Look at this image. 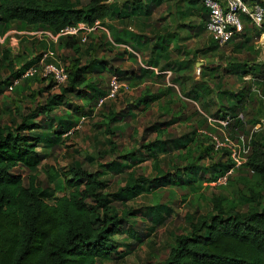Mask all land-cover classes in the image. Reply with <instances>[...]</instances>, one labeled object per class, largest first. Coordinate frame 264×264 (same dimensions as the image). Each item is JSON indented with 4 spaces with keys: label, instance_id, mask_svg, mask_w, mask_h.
<instances>
[{
    "label": "trees",
    "instance_id": "obj_1",
    "mask_svg": "<svg viewBox=\"0 0 264 264\" xmlns=\"http://www.w3.org/2000/svg\"><path fill=\"white\" fill-rule=\"evenodd\" d=\"M114 2L115 0L110 3H106L105 0H86L85 3L82 0H0V33L19 27L36 31L47 30L55 35L68 25L78 22L93 25L96 20L109 28L108 20L129 17L133 13L148 16L162 3L160 0H154L151 7L147 8L146 2L132 0V4L130 3L132 9L128 11L120 10ZM191 5L176 4L175 8L181 16L200 18V25H189L195 27L197 29L195 35H199L202 30L206 31L208 12L203 4L201 11L196 8L197 3ZM122 6L127 5L123 3ZM94 32L88 34V39L94 35ZM118 32L112 34L116 45L138 38L137 34L130 31H124L125 37ZM191 32L192 30L190 34ZM260 34L261 31L257 30V35ZM56 42L74 54L69 55V61H64L68 76L66 83L59 87L61 93L48 95L44 105L37 106L14 125H0V264H105L103 259L109 258L111 254L121 257L126 252L121 251V246L115 241L114 236L124 232V219L113 212V199L129 200L144 191L156 190L174 180L173 175L171 177L159 167L157 159L154 161L156 171L154 177L135 176V173L130 171L124 185L112 193L106 191L108 181L102 178L103 174H119L129 165H117L114 161H109L100 163V168L97 170H90L77 164L69 166L63 173L49 166L44 169L47 178L44 186L36 182L34 175L24 178L11 171L17 165L35 169L45 158L46 153L37 149L43 140L37 130L42 128L43 124L33 120L40 114L50 112L67 93H73L78 98L90 99L87 109L77 106L72 113L73 116H78L82 111L92 114L96 101L105 94L104 91L99 90L100 92L97 93L95 88H91L94 75L112 71V77H120L121 74H124L125 78L134 79L146 75L148 78L145 80H149L152 76L160 77L152 69L142 67L138 70L110 69L107 61L96 57L82 62L80 57L82 43L79 37L60 36ZM169 42L166 36H158L156 45L162 54L155 53L146 62L150 66L159 68L160 71L171 70L176 74L183 66L179 61L169 59L172 56L167 51ZM213 43L219 46L214 41ZM139 44V42L132 43L131 47L137 52ZM237 47L239 46L235 45L234 51L238 50ZM126 56L136 62V55L124 49L122 60H125ZM187 59L184 61V66L192 69L197 60ZM242 64L247 66L244 72L249 73L254 68L264 74L262 63L251 66L245 61ZM27 65L3 81L6 88L13 79L25 71L29 66ZM202 65L200 66L202 76L214 70V67L206 70L207 68H203ZM184 78H175L173 75L171 80L172 83L174 81L179 83L180 90L189 91L187 97L193 98L195 102L199 101L202 107L209 108L210 103L205 102L207 98L201 94V90L206 92L203 86L205 81L197 82L189 76L191 85L188 89H184ZM40 79L48 81L46 90L53 88L54 82L50 77ZM196 84L199 85V90L195 89ZM2 92L3 88L0 86V94ZM216 92H218L217 97L221 99L224 91L216 90ZM159 97L160 94L145 93L136 98L131 106L147 105ZM238 106L232 105L231 111L238 112L241 108ZM260 110L262 108L257 107L256 112ZM239 114L230 115L221 107L215 113L221 118L230 115L229 126L233 125L235 128L243 126ZM119 119L116 112L109 111L103 122L106 144L112 151L116 148L113 124ZM73 126L74 123H70L65 129L59 128L56 133L66 136L67 131ZM193 134L194 132L191 133ZM179 143L183 144V147L186 146L185 142ZM142 146L153 153L154 144L148 143ZM197 148V157L184 167H175L176 172L182 175L194 172L197 169L195 161L210 155L213 152V143L210 146L201 144ZM225 153L229 156L228 150ZM122 156L128 161L136 160L133 151H128ZM232 165L233 161L230 157L219 163L215 178L225 173ZM241 168L247 169L250 180L245 187L242 200L238 201L240 206L225 197L214 196L210 212L187 217L188 232L174 236V246L169 249L166 257L146 264H264V141L255 139L250 141L247 160ZM57 192L62 194L57 195ZM130 213L129 210L125 211L123 216Z\"/></svg>",
    "mask_w": 264,
    "mask_h": 264
},
{
    "label": "rangeland",
    "instance_id": "obj_2",
    "mask_svg": "<svg viewBox=\"0 0 264 264\" xmlns=\"http://www.w3.org/2000/svg\"><path fill=\"white\" fill-rule=\"evenodd\" d=\"M131 1L115 0L114 4L119 8L123 3L130 4ZM153 1L146 0L145 7L150 8ZM160 1L162 8L170 1L174 2V6L176 4L192 6L194 2L197 5L201 4V0ZM82 2L85 3L86 0ZM243 21L245 24L243 32L231 41L258 36L257 30L244 18ZM35 31L15 27L3 34L0 33V86L3 88L0 94L1 126L14 125L37 106L44 105L48 95L61 93L60 88L46 90L48 81L40 79L41 68L36 76L21 78L13 90L6 91L3 81L13 76L24 65L30 66L35 63L42 53L50 52L51 57L46 60L55 63L69 61V55H74L71 50L54 42L48 35L34 33ZM93 31L94 35L80 45L82 62L96 57L107 61L110 69L138 70L140 67L138 62L135 63L127 56L122 60L123 48L109 40L108 28L107 32L101 29ZM213 41L207 32L202 30L200 38H192L187 42V46L191 48L189 58L200 63L192 68L193 78L195 77L194 80L197 82L205 81L203 86L206 92L201 90V94L207 98L205 102L210 103L209 108L202 107V103L187 97L189 91L173 88L172 75L159 69L157 74L160 77L152 76L149 80H145L148 78L146 75L134 79L125 78L124 74H121L114 96L106 97L111 89L113 72L105 71L93 77L91 88H95L97 93L104 91L105 94L96 101L92 114L82 111L78 116H73L72 113L77 106L87 109L90 99L78 98L73 93H67L50 112L40 114L33 120L43 124V127L37 130L43 137L37 149L46 153V156L35 169L17 165L11 171L24 178L34 175L36 182L42 186L47 183L44 169L49 166L63 173L69 166L77 164L90 170H97L100 163L109 161H114L117 165H129L119 174H103L102 178L108 181L106 191L110 193L116 192L124 185L130 171H133L135 176L154 177L155 159L162 170L168 172L171 177L173 175L174 180L171 183L156 190L144 191L137 197L125 201L113 199V212L123 217L125 228L124 232L116 234L114 239L121 246V251H125L126 254L121 257L111 254L109 258L103 259L105 264H146L163 260L169 249L174 246V236L188 232L187 217L210 212L214 196L225 197L240 206L238 201L243 198L250 173L240 167L232 173L225 184L216 185L215 180L219 177L215 178L218 173L217 165L229 157L225 153L227 149L224 147V151L216 144L225 143V136L240 146L247 145L248 141L253 139L264 141V128L259 132L252 130L255 123L264 118V74L254 68L249 73L244 72L247 66L242 64L246 61L251 66L256 65L251 54H259L261 46L256 48L254 44L245 43L242 51L250 54H238L239 51H234L235 45L230 42L219 47ZM202 63L205 64L202 66L206 67V70L210 67H214V70L202 76L200 70ZM262 64L264 67V60ZM198 86L196 84V90H199ZM216 90L224 91L221 99L217 97ZM145 93L160 94V97L147 105L132 107L133 101ZM100 99H103L101 103ZM234 104L241 106L236 113L230 109ZM219 107L223 111H228L230 115L240 113L238 117L242 119L243 126L235 128L233 125L229 126V123L224 127L222 122L218 121L221 116L215 115ZM257 107H261L262 110L256 112ZM109 111L116 112L120 117L113 124L116 143L114 151L106 144L104 134L103 122ZM81 120L83 122L79 129L73 132L71 130L66 136L57 135L59 128L65 129L70 123H74L71 129H75ZM241 135L244 137L243 143L239 140ZM179 142H185L186 146L183 147ZM148 143L154 144L153 153L142 146ZM212 143L213 152L195 161L197 169L194 172L185 175L176 172L175 167H184L197 157L199 145L210 146ZM128 151L134 152L136 160L128 161L122 156ZM61 194L57 192V195ZM128 210L131 213L124 217V212Z\"/></svg>",
    "mask_w": 264,
    "mask_h": 264
},
{
    "label": "built area",
    "instance_id": "obj_3",
    "mask_svg": "<svg viewBox=\"0 0 264 264\" xmlns=\"http://www.w3.org/2000/svg\"><path fill=\"white\" fill-rule=\"evenodd\" d=\"M113 0H105L106 3H110ZM202 4L208 12V20L206 23V32L212 40L219 46L227 44L234 36L240 34L244 30L243 18L252 26L259 29L261 34L264 35V0H202ZM94 29H101L107 32V28L100 24L98 20L93 25H89L84 22H78L74 25H68L60 30L57 34H52L47 30H38L34 33L46 34L54 42L57 41L60 36L73 35L80 38V42L86 43L88 34ZM51 57V53H42L38 60L31 64L25 71L17 78L13 79L12 83L8 86L6 91H11L19 83L21 78L33 76L39 73L41 68L42 77H50L54 82L53 88H59L67 81V70L65 63L61 61L48 62L46 60ZM118 77L113 76L111 80V89L106 97L114 96ZM103 99H100L99 103ZM243 118V116H240ZM219 122H222L225 127L231 121V117L228 115L225 118H219ZM81 120L76 125L75 129H70L67 133H70L81 127ZM264 128V118H261L259 122L255 123L252 130L259 132ZM66 133V134H67ZM225 136V135H224ZM225 143L217 142L216 146L225 147L229 152V157L233 161V165L216 180V185L225 184L229 177L232 175L236 168L241 167L247 160V154L250 149V142L247 145L240 146L238 143H233L227 136H225ZM239 140L243 143L244 137L241 135ZM251 141V140H250ZM223 146H219L222 145Z\"/></svg>",
    "mask_w": 264,
    "mask_h": 264
},
{
    "label": "crops",
    "instance_id": "obj_4",
    "mask_svg": "<svg viewBox=\"0 0 264 264\" xmlns=\"http://www.w3.org/2000/svg\"><path fill=\"white\" fill-rule=\"evenodd\" d=\"M142 1L146 2V0H142ZM172 2L173 1L166 2L165 3L166 6H164V8L160 7L162 3L159 4L148 16L133 13L129 17H125V18L120 17L117 19L108 20V24L110 26L108 28L107 35L109 36V40L114 43L112 38V34L114 32L119 31L118 33H120L122 37H125L124 31H130L131 33L137 34L138 38L136 37L135 39L129 40V42H126L125 44L121 43L119 45L120 47L123 48L122 50L125 49L126 51L132 52L136 55L135 60L136 62L139 63L140 67H142L143 69H152V71L156 74L158 73L159 68L148 65L146 61L149 60L152 55H155V53L161 52L160 48L156 45L157 37L166 36L167 40L170 41L168 44L167 51L172 54V56H170L169 59L179 61L180 63H182L183 66V68L179 69V71L176 74H173L171 70H166V71L168 72V74L172 76L174 75L175 78L180 79L181 77L183 78L185 77L183 79V85H184V89H188L189 86L191 85V82L188 79V77L189 76L193 77L194 74L192 69L185 68L184 66V61H187L188 60L187 58H189V56L191 55V53H189L191 48L187 46V42L189 39L201 37V34L195 35L197 31L195 27L194 28L190 27L192 24L200 25V18L198 16L197 17L181 16L179 11L173 5L174 2L173 3ZM131 4L127 3L126 4L127 6L121 5L120 10L124 9L130 11L132 9ZM184 8L186 7L184 6ZM196 8L201 11L203 6L202 4H198L196 5ZM255 29L259 30L257 28ZM190 30H192L191 34H190ZM137 42H139L140 44L138 46L139 50L137 49L138 51L136 52V50H134L131 47V44L132 43L137 44ZM245 43L254 44L256 48L261 46V52L259 54L256 53L251 54L255 60L254 61L255 64L256 65L261 64L264 60V35L260 34L258 36L250 37L248 39L239 38L232 41L231 44L239 46L237 47L238 50H235V51H239L238 54L240 53L250 54V52L242 51L243 47L245 46L244 45ZM160 54H162V52ZM127 58L129 59V57ZM196 64H200V63H195V65ZM171 85L176 90H178L179 83L174 81Z\"/></svg>",
    "mask_w": 264,
    "mask_h": 264
}]
</instances>
